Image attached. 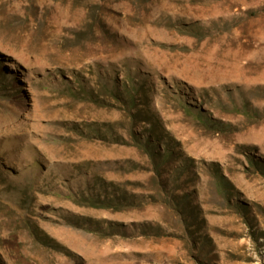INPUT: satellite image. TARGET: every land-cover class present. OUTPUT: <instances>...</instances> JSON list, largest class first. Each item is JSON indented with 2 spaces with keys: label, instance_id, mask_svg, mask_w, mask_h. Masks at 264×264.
<instances>
[{
  "label": "rangeland",
  "instance_id": "1",
  "mask_svg": "<svg viewBox=\"0 0 264 264\" xmlns=\"http://www.w3.org/2000/svg\"><path fill=\"white\" fill-rule=\"evenodd\" d=\"M0 264H264V0H0Z\"/></svg>",
  "mask_w": 264,
  "mask_h": 264
},
{
  "label": "trees",
  "instance_id": "2",
  "mask_svg": "<svg viewBox=\"0 0 264 264\" xmlns=\"http://www.w3.org/2000/svg\"><path fill=\"white\" fill-rule=\"evenodd\" d=\"M136 93H137V91H135ZM128 93H129V96H130V99H131V101H133V98H134V94L132 93V91L130 90V91H128ZM134 103V102H133ZM151 144H152V142H151ZM146 146H152V145H150V143H148V144H146ZM156 152H157V158H159V159H161V161H159L158 159H157V161L160 163V164H163V163H166L167 161H169V160H171V158H173V156H174V153L167 147L166 148V150H164V151H161L160 149H158L157 148V150H156ZM184 167L186 168V169H189V165L188 164H184ZM190 177V176H189ZM218 188L220 189V192L223 194V195H225V196H229V195H231V193H230V191H231V189H230V186H229V184L226 182V180H222V179H220L219 178V180H218ZM101 208H104V209H111L112 207H111V205H107L106 203H103V205H102V207ZM183 214V213H182ZM184 223H186V221H184ZM187 225V224H186ZM35 232H34V236H35ZM37 236V235H36Z\"/></svg>",
  "mask_w": 264,
  "mask_h": 264
}]
</instances>
